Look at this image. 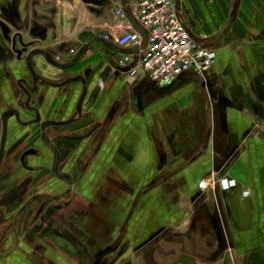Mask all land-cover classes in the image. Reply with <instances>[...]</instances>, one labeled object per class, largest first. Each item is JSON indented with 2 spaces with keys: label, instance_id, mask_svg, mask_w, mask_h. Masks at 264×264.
I'll return each mask as SVG.
<instances>
[{
  "label": "crops",
  "instance_id": "crops-1",
  "mask_svg": "<svg viewBox=\"0 0 264 264\" xmlns=\"http://www.w3.org/2000/svg\"><path fill=\"white\" fill-rule=\"evenodd\" d=\"M17 2L16 22L0 27V141H8L0 183L21 167V154L38 149L23 166L44 178L48 192L60 190L50 179L54 141L77 186L66 199L74 216L64 211L72 225L64 220L60 240L47 239L55 261L81 264L99 249L107 221L118 219L112 237L121 225L136 244L158 237L150 248L130 249L128 264H264L251 251L264 232V0H180L194 39L219 61L203 75L189 71L164 84L133 81L118 65L142 53L115 43L133 30L126 14L116 15L122 0ZM127 4L137 19L138 1ZM84 31L104 44L80 43ZM35 50L47 57L34 56L29 69ZM222 180L236 185L225 189ZM182 195L193 200L187 232ZM26 228L37 232L32 220ZM20 255L12 261L21 263Z\"/></svg>",
  "mask_w": 264,
  "mask_h": 264
},
{
  "label": "flooded vegetation",
  "instance_id": "flooded-vegetation-1",
  "mask_svg": "<svg viewBox=\"0 0 264 264\" xmlns=\"http://www.w3.org/2000/svg\"><path fill=\"white\" fill-rule=\"evenodd\" d=\"M17 3V0H0V27L5 28L6 24L9 22H16ZM218 59L217 54L216 65L219 61ZM216 65L214 67H216ZM3 121L6 127L7 114L3 116ZM53 142L49 144L52 161L50 179H54L59 185L60 190L48 192L46 186L47 182L44 181V178H42L41 175L37 178L36 174H34L36 173L34 169H31L27 165L23 166L26 158L39 156L40 153L38 149H30L26 151L25 155L21 154L19 157V164L21 167L11 175L10 180L6 184L0 183V264H63L62 262L55 261L56 259L58 260V258L55 257V255L58 254L57 250L54 245L48 244L47 239L50 236H54L60 240L61 230L64 231V220L69 219L65 217L64 211L72 213V216H74L75 212L69 207L66 199L75 188L77 189V186L74 183L71 173H66L61 168L60 156ZM7 143V137L4 135L0 141V175L2 166L6 160ZM32 174L34 177L31 176ZM31 179L34 183L33 186ZM35 181L37 182L35 183ZM33 187L34 189L32 190ZM4 193L7 196L4 195ZM111 195L112 189L106 184L103 196L106 199H111ZM116 195H118V193ZM182 197L185 198V202L190 211L189 209L185 210V207H181L180 201H182ZM178 200L179 207L184 210V213L182 212V217L184 218L181 222L182 227H184L182 229L184 230L182 231L187 232L193 225V219L191 218L193 217V212L191 211L193 200L185 195L179 196ZM33 207H35L34 216L31 215ZM28 219L30 223L31 220L35 223L37 232H35L34 229L30 230L26 228ZM68 221L70 222L69 224L72 225L71 220ZM116 221L119 220L107 221L106 228L101 229V239L103 240H101L99 249L83 255L81 264H128V257L126 255L130 249H132L135 254L139 250L150 248L157 241L158 237H151L137 244L135 241H129V239L124 238L125 227L123 225L119 227L115 237H112V230L118 226L115 224ZM260 231L254 235V246L251 248V251H254V253L264 259V245L262 244V242L264 243V238L262 237L264 232ZM22 232L25 234L27 240L29 237L35 238V247L30 246V241L27 242V240L22 238ZM222 236V240H224V242L226 240V244L228 242L227 246L234 245L231 236L227 234L224 236L223 233ZM51 241H53V239ZM222 246H225V244L222 243L220 250L225 249ZM56 247L58 248L59 244L56 245ZM16 253L21 254V263L12 261V257ZM233 256L240 257L241 254H234ZM84 258H86V260ZM6 260L9 261L5 262ZM242 261L243 259L240 262L242 263ZM66 264L71 263L68 262Z\"/></svg>",
  "mask_w": 264,
  "mask_h": 264
},
{
  "label": "built area",
  "instance_id": "built-area-1",
  "mask_svg": "<svg viewBox=\"0 0 264 264\" xmlns=\"http://www.w3.org/2000/svg\"><path fill=\"white\" fill-rule=\"evenodd\" d=\"M137 1V20L148 33V45L140 57L125 55L118 62L131 80L142 76L152 83L164 84L189 71L203 75L214 68L217 62L215 50L194 39L174 0ZM116 15L125 17L122 9ZM105 40L109 41L110 36L106 35ZM114 40L119 47L136 48L141 46L143 37L131 30ZM221 185L228 189L236 182L222 180ZM199 188L205 190L207 182L201 181Z\"/></svg>",
  "mask_w": 264,
  "mask_h": 264
},
{
  "label": "water",
  "instance_id": "water-1",
  "mask_svg": "<svg viewBox=\"0 0 264 264\" xmlns=\"http://www.w3.org/2000/svg\"><path fill=\"white\" fill-rule=\"evenodd\" d=\"M127 1L128 0H122V10L127 15L128 21L130 22V25L132 26L133 30L139 32L142 35V37H143V41H142L141 46L140 47H136L135 50L133 51V52L137 53L139 50L142 51V50H144L147 47V45H148V33L142 27V25L138 22V20L135 18V16L133 15L130 7L127 4ZM174 1H175V4H176L177 8L179 9L180 0H174ZM78 40L80 41V43H83L86 46L95 45V44H104V41L92 31H84V32L80 33L78 35ZM82 51H83V49L76 55L72 65L76 63V61L79 58V56H80ZM0 52H1V49H0ZM36 55H42L44 57H47V54L45 53V51H42V50L32 51L31 53H29L28 57L26 58L27 67L29 69H30V66H31L30 65L31 60ZM48 60H49V62H53L49 58H48ZM72 65H70V66H72ZM196 196L198 197V195H196Z\"/></svg>",
  "mask_w": 264,
  "mask_h": 264
},
{
  "label": "rangeland",
  "instance_id": "rangeland-1",
  "mask_svg": "<svg viewBox=\"0 0 264 264\" xmlns=\"http://www.w3.org/2000/svg\"><path fill=\"white\" fill-rule=\"evenodd\" d=\"M261 226H264V224H261ZM261 232V231H260ZM259 233V232H258ZM262 244L264 245V243L262 242ZM242 256V255H241Z\"/></svg>",
  "mask_w": 264,
  "mask_h": 264
}]
</instances>
